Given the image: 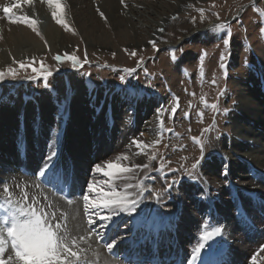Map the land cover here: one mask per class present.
I'll return each instance as SVG.
<instances>
[{
    "label": "rangeland",
    "instance_id": "obj_1",
    "mask_svg": "<svg viewBox=\"0 0 264 264\" xmlns=\"http://www.w3.org/2000/svg\"><path fill=\"white\" fill-rule=\"evenodd\" d=\"M116 1L120 7L119 11H122L119 20L121 21L122 18L124 20L115 25L109 19V15L107 16V13L99 9L106 17V19L102 18L96 7L92 9L96 13L94 17L85 13L75 17L71 0H60L61 9L58 14L64 24L55 22L52 12L56 9L46 0H28V2L0 0V72L7 73L12 70L16 73L15 78L6 76L4 81H0V100L5 101L0 102V175H2L0 180L2 178L8 180L9 188L12 190L11 201L24 204V186L27 185L28 195L37 201L35 206L41 205L48 214L55 212L56 219L67 225L61 231L70 233L78 239L84 230H87L86 225L81 223V217H83L79 207L81 203L76 204L75 210L71 204L62 205L63 201L60 199L59 201L53 197L44 199L45 192L43 193L37 186V182L24 177L18 167L25 165L29 169H39L49 154V149L55 150V140L58 136L55 129L65 124L68 126L62 130L66 138L67 151L82 168L78 174L82 172L84 174L96 164L106 165L109 161L113 163L117 160V155L111 154L114 145H122L125 139L113 137L110 132L113 133L115 130L111 131L110 127L109 129L107 127L108 117L113 115L109 109L107 110L108 107L106 108L107 102L111 103L109 94H116L122 101L121 105L123 103L121 107L127 108L131 106V100L126 103L123 100L127 95L138 93V95L146 96V100L150 103L148 111L139 118V123H143L141 121L156 114L158 107L164 106V111L161 113L163 123L160 124L159 120L157 121L158 133L144 154L147 164L151 167L137 172V182L143 181L147 189L144 192V204L147 205L145 207H153L156 214H162H157L158 216L155 214L159 220L176 219L178 225L182 222L181 226L187 229L189 234L183 235L180 241L190 240L194 236V229L203 221L199 214L201 212L197 208H190L188 212L186 211L187 213L185 212V203L190 204L193 197L196 198L193 193L199 194L206 183L213 195L220 196L221 193L222 199L231 202L229 194L236 193V190L241 188L243 191L238 198L244 196L245 192L258 196L260 205L256 207L257 209L253 210L247 201L244 203L263 230L264 171L259 170L257 161L247 160L240 153L255 155L249 148H253L264 139L252 134V130L264 134V128L260 124H255V114L258 112L254 110L251 113L252 107L249 108L247 116L240 113L239 105L229 115H225L224 110L232 109L240 94L252 92L256 100L261 103L260 115L264 117V0H125L124 5L120 0ZM131 3H141L137 6L138 10L143 9L147 4H158L162 12L173 9V12L175 9L177 11L169 17V22L161 35L151 38L147 30L144 31L145 33L135 32L125 21L124 14L128 13V6ZM6 6L12 8L9 15L3 13V8ZM9 16L12 19L28 17L35 20L36 32L40 35H37L25 22L12 23ZM124 22H127L126 25ZM218 24L230 25V28L216 29ZM191 29H200V31L194 37L184 38L187 31ZM228 32L232 34L230 49L223 44V39L227 38ZM120 34L127 35L125 42H118ZM127 39H131V42L133 40V43L128 42ZM149 40L156 41V49L152 47ZM133 51L135 55H132ZM65 54L76 55L83 67L73 69L70 61L64 59L57 62L54 59L56 55L64 57ZM222 54L230 57V60H227L226 70L219 67ZM85 56L88 63H83ZM202 56L203 60H201ZM141 59L142 66L137 67V62ZM41 62L48 71L53 73L48 78V88L44 86L45 81L36 79V73L32 72V68L40 70ZM20 64L24 67L21 68ZM125 69H135V72L128 76ZM121 76H125L123 81L120 79ZM213 80L215 84L212 83ZM90 84H95L104 91L99 102L101 108L93 109V105L88 103L93 98H90V101L87 98L81 103L80 110L74 113L72 101L75 100L78 87ZM53 88L55 91H52ZM122 89L126 91H121ZM222 91H226L223 97H221ZM174 97L179 98V108L175 118H171V109L177 103ZM65 98L68 100L64 108L66 115L58 119L57 113L60 111L58 101H64ZM205 103L217 104L218 109L205 108ZM217 111L221 114L217 115ZM186 112L190 113V116H185ZM198 112L203 113L202 120L197 116ZM75 123L82 126L81 133L76 131ZM112 123L113 120L109 122V124ZM213 123L215 128L202 135V130ZM236 125L241 127L239 132L243 138L236 137L235 131L238 130ZM122 134L127 139L132 135L127 132ZM46 136L51 137V140L46 141ZM193 137H200L205 143L206 157L203 167L210 162L219 168L226 164V160L232 163L229 157H237L242 164V171L250 170L248 173H253V182L261 183L262 187L246 189L231 179L230 188L234 190L228 186L225 196L223 190L221 191L222 183L218 182L210 187L200 170L202 175L197 174L199 186L185 180L181 194L178 196L173 189L172 197L169 198L163 174L156 172L155 169L160 164H164L168 180L185 176V170L191 171L192 164L201 158L200 145L193 143ZM209 137H211L210 142ZM24 141L23 144L26 145L27 150L25 159L21 162L20 158L24 155L18 151L20 142ZM232 142L243 143V146L237 149L239 154L232 150ZM152 155H155V160H149ZM64 156V154L60 156L61 160ZM252 158L255 159V157ZM169 169L180 171L174 174ZM149 173L151 179L145 180L144 177ZM95 176L102 178L101 174ZM17 185L20 187L17 188ZM2 188L3 185H0L1 198L8 199V195L3 193ZM37 193L41 194V198L36 197ZM153 194L161 196V200L158 202ZM214 201L221 203L217 198ZM45 204L55 205V207L58 205L61 209H58L59 212L48 210ZM225 205L224 203L222 206ZM64 206H67V209H63ZM258 211L262 212V216ZM218 212L219 210L215 211V213ZM227 214L233 217L232 211ZM185 216L196 219L187 225ZM56 219L52 222L55 223ZM122 230L124 231V228ZM237 230L238 225L237 229L233 230L232 237L238 242L236 245L234 241L233 245L229 242V248L232 255L242 259L244 264L248 260L246 257L253 252L250 249L252 245L256 247L260 242L253 244L255 242L253 241L247 244L243 236L236 235ZM262 230L260 232L264 234ZM224 237L226 241L229 235L224 232ZM230 240L231 238L227 239V241ZM261 241L264 242V240ZM79 246L83 248V243ZM85 250L89 252L88 249ZM262 250L264 251V248L257 252L256 256ZM257 260L261 261V258ZM251 264H255V261Z\"/></svg>",
    "mask_w": 264,
    "mask_h": 264
},
{
    "label": "snow or ice",
    "instance_id": "obj_2",
    "mask_svg": "<svg viewBox=\"0 0 264 264\" xmlns=\"http://www.w3.org/2000/svg\"><path fill=\"white\" fill-rule=\"evenodd\" d=\"M28 2V0H26ZM50 5H53L56 9L52 12V17L57 24H64L61 16L58 14L61 9L60 0H46ZM121 4H125V0H120ZM18 6V5H17ZM126 6V5H125ZM203 11V10H201ZM12 12L11 7H4L3 13L9 15ZM99 15L106 19L104 13L97 8ZM9 19L12 23L25 22L27 26L36 32V21L29 19L28 17H17L12 19L9 16ZM195 22V18H193ZM66 27V26H65ZM230 28V25L218 24L216 29L224 30ZM160 32H163L164 29H159ZM37 35H40L39 32H36ZM231 32L227 33V38L223 39V44L226 48L230 49L231 45ZM149 43L154 49H156V41L149 40ZM47 47V43L45 42ZM174 51V50H173ZM115 55V54H113ZM132 55H135V51L132 52ZM54 59L57 62H61L66 59L71 62L73 69L82 68L83 64L76 55L65 54L64 57L56 55ZM175 60V57H173ZM204 57H201L203 60ZM227 60H230V57H225L223 54L220 57L219 67L223 70L227 69ZM35 63V61H33ZM83 63H88L87 56ZM142 66V59L137 62V67ZM20 67L23 68L24 65L20 64ZM128 76H131L135 69H125L124 70ZM32 72L36 73V79H43L45 81V88L49 87L48 78L53 75L52 72L48 71L43 63L41 62L40 70L32 68ZM6 76H12L15 78L16 73L12 70H9L7 73L0 72V81H4ZM120 79L123 81L125 76H121ZM215 84V80L212 81ZM52 91H55L53 88ZM121 91H126L122 89ZM226 95V91L221 92V97ZM176 100V106L172 107L171 118H175V115L179 108V98L174 97ZM0 102H5L0 100ZM14 103V101H10ZM68 100L65 98L64 101H58L60 111L57 113V118L62 119L66 112L64 111L65 106L67 105ZM239 101L233 104L232 109H225L224 114L229 115L235 111L238 107ZM205 108L211 107L213 109H218L217 104L208 105L204 104ZM164 111V106L161 105L157 108L156 114L159 120V123L162 124L163 120L161 118V113ZM220 115L219 111L216 113ZM185 116H190V113H185ZM197 116L202 120L203 113L198 112ZM215 128V123L210 125L208 128L202 130L203 133L211 132ZM171 131V130H169ZM140 135H143L141 133ZM19 139V137H18ZM193 143L200 145L201 158L196 160L192 164L191 171L185 170V176H179L176 179H167V173L165 170V165L160 164L156 167L155 171L163 174V178L167 183L166 193L169 198L172 197L173 189L176 190L177 195L181 194V188L185 183V180L193 182L199 186V179L197 174L200 173V169L203 167L204 160L206 157L205 153V143L200 137H193ZM211 137L208 138L210 142ZM158 142V141H157ZM131 145L137 150V155H143L146 152L147 145H145L138 138L134 137L130 141ZM61 139L58 134L55 140V150L49 149V154L45 157L42 165L39 167L38 172L32 173V175H38L43 179V183L55 184L64 183L71 184L72 188H75L77 182V176L75 174V165L73 162L63 160L58 163V158L61 156ZM210 155V154H209ZM117 160H128L127 155L119 156ZM155 155L149 157V160H155ZM163 159V157H162ZM105 167L108 169L105 171ZM150 164H127L122 165L119 163H112L111 161L107 162L106 165L96 164L92 168V175L101 174L104 177H107L110 183L107 184V191H104L103 187H100L94 181L87 182L86 191L82 188V199H83V210L84 216L86 218L87 224V238L83 235L76 237L71 236L70 233L62 232L61 229L66 227V224H62L59 219H56L55 212L48 214L46 209L42 210L38 207H35L37 201L34 197L28 195L27 185L24 186V195L23 199L25 203L22 206H13L11 204V195L12 190L9 188L8 180H0V185H3L2 191L4 194H7L9 197V207L6 209V215L2 221H0V264H90V261L86 259L87 250L80 247V243H87L91 239L103 240L104 247L109 251H115L114 245L118 243V239H111V236L114 231L119 230L118 217L121 214L127 213L129 216L135 214H140L143 212V209L138 208L144 199V192L147 189L144 187L143 181L137 183H130L133 179H136V173L149 169ZM228 164L224 165L223 175L227 177L228 175ZM174 174L179 173V169H169ZM202 175V173H200ZM145 180L151 179L150 173L144 177ZM116 181H123V186L116 183ZM228 186H231V181H227ZM39 186V185H37ZM17 188L20 186L17 185ZM99 188V190H98ZM93 193H96L93 195ZM155 199L159 202L161 196L155 195ZM196 196V199L201 202L212 201L213 197L210 192L205 187L200 191L199 194L193 193ZM232 199L234 202L238 199V193L232 194ZM31 201V203H28ZM69 203L72 201L69 199ZM19 205V201L16 202ZM3 205H0V209H3ZM158 215H162L157 213ZM237 214L240 213L239 208H237ZM53 219H56V222L53 223ZM245 222L246 219H245ZM99 223L100 228L105 229L101 232L94 228V226ZM219 223V222H217ZM127 227V225H126ZM226 231V225L211 227L210 230H204L203 234L200 236L198 246L194 248L191 260L188 261V264H196V261L199 260L200 264H229L228 261L217 259L218 254L222 253L223 244L226 241L223 240L224 232ZM111 239V242H109ZM134 239V238H133ZM71 240V243H69ZM10 241V249L6 251V243ZM158 242V241H154ZM210 250L204 251L202 250ZM82 253L84 254L82 256ZM203 255V258H201ZM183 264V262H182Z\"/></svg>",
    "mask_w": 264,
    "mask_h": 264
},
{
    "label": "bare ground",
    "instance_id": "obj_3",
    "mask_svg": "<svg viewBox=\"0 0 264 264\" xmlns=\"http://www.w3.org/2000/svg\"><path fill=\"white\" fill-rule=\"evenodd\" d=\"M71 3L74 6L75 17H77V15L79 16L83 13L88 14V15L89 14L93 15V17H94V16H96V13H94V11L92 9L94 7H96V8L99 7L100 10L107 13V16L109 15V19L113 22V24L116 25V24L120 23L122 20H124L123 18L121 21L119 20V18H120L119 15L122 11H119L120 7H119L118 2L116 0H96V1L95 0H71ZM140 4L139 3H131V5L128 6L129 7L128 13L126 12V14H124V12H123L124 17L126 18L125 21H127L131 25V28H133V30L135 32L137 31L138 33H142V32L147 30V32L150 34L151 38H154V37L161 35V32L159 31V29L166 28L165 25L168 24L169 17L172 14H174V12L177 11L175 9V11L173 12V10H174L173 9L171 11L169 10V11H165V12L163 11L162 12L160 10V7H159L160 5L158 6V4L157 5L147 4V5H145V7L143 9L138 10L137 6ZM123 11H125V10L123 9ZM127 22H124L125 25ZM198 31H200V29H191V30L187 31V33L184 35V38L194 37L198 33ZM92 35H94V33H92ZM126 37H127V35L120 34V37L118 38V42L119 41L125 42L124 40L126 39ZM87 38H89V37L87 36ZM99 40H100V37H99ZM104 42H106V41H104ZM128 42L133 43V40L131 42V39H130V40H128ZM105 44H107V43H105ZM243 91H245V90H243ZM103 93H104L103 89L96 86L95 84L85 85V87L79 86L77 89V94L75 96V100L72 101V111L74 113L78 112L80 110V107H82L81 103H83L84 99H87V98H89L88 101H90V98H93L92 101L88 102V103L93 105V109H94V107H95V109L101 108V104L99 102L101 101V97H102L101 95ZM109 96H111V101H110L111 103L107 102L106 108L108 107L107 110L109 109L111 111V113L113 114L110 117H108L109 122L113 120V123L109 124V122H108L107 127H108V129L110 127L109 130H111V131L115 130L113 133L110 132V134L113 137H116L118 139H122V138L125 139V142H123L122 145H120V144L114 145V148L112 150L113 153H111V154L117 155V157L123 156V155L128 156L127 161L121 159V160L113 161V163H119L122 165H127L129 163L130 164L147 163L145 155L144 154L143 155H137V150L135 149V147L133 145H131L130 141L134 137H136L140 141H142L145 145H147L148 147L151 146L152 142L156 138V134L158 133V126H157L158 117H157V114L154 113L152 115V117H149L148 119H146L144 121H141L143 123H139L138 121L140 120L139 118L141 117V115L144 112H147L149 107H150V103L148 102V100H146V96L138 95V93L127 95L125 100H123L124 103L131 100V106H128L127 108L121 107L123 105V103L121 105L122 101L117 98L116 94L111 95V93H110ZM238 101H239L238 110H240V113L242 112V114H244V116H247V114H249V112H248L249 108L252 107V109H250L251 113L254 110H256L258 112L255 114V121H254L255 124H260V125H262L261 127L264 128V117H261V115H260L262 113L261 112L262 108L260 107L261 103H259L256 100V98L253 96L252 92H246V93L244 92V93L240 94L238 97ZM101 111H102V109L100 110L99 114H101ZM134 112H135V114H134ZM132 121H134V123ZM237 125H236V129H238V130L235 131L236 137L238 136L239 138H243L242 134L239 132L241 127H237ZM67 126H68L67 124L59 125V126H57V128H59V129H57V128L55 129V130H57V132L60 136V139H61V146H60L61 147V154L65 155L63 160L74 162L75 174L77 176V179L81 180L82 185H83V189L85 191L87 188V182L88 181L96 182V184L98 186L104 188V191H107V184L111 182V181H109V179L107 177L102 176V178L100 179V176L96 177L95 175H92V169L87 170L84 174H83V172H82V174L81 173L78 174L79 173L78 171L82 170V168H80V164H78L74 161L75 159L73 158L72 154H70L67 151L68 147L66 145V138H65V135L63 133L64 131L62 130V129H65V127H67ZM262 128H260V129H262ZM75 129L79 133H81L83 131L82 126L80 124H76V123H75ZM252 131H253L252 134H255L258 138L261 137L262 139H264V134L258 132L257 130H252ZM123 132L124 133L127 132L128 134L131 133L132 134L131 138L127 139L122 134ZM141 133H143V135H140ZM46 137H45L46 141L51 140V137H49V136H46ZM23 143H25V141L20 142L21 146L19 145L20 147H19V151H18L19 153L22 152L24 155V156H22V158H20L21 162L23 161V159H25V156H26L25 153L27 150L26 145H24ZM242 144L243 143H241V142H238V143L232 142V147H233L232 150L236 151V153L239 154L240 152L237 149L239 147H242L243 146ZM249 149L253 150L252 154L255 153V155L250 156L249 154H245V152H244V154L240 153V155L242 157L246 158L247 160L257 161V163H258L257 165L259 166V170L264 171V140L262 142L260 141V143L258 142L253 148H249ZM252 157H255V159ZM214 158H216V157H214ZM229 158L231 159L232 163H230L229 160H226V162H225L226 164H228V168H229L227 177H225L223 175L224 165L222 167L216 168V166L213 163L209 162V164L205 165V167L200 169V170H202V173L206 178L207 184H210L209 185L210 187L216 185L218 182H221L222 183L221 191L223 190L225 196L227 194V187H228L227 181H231V179H233L237 183H240L242 185V187H244L246 189L261 188L262 187L261 183H258L255 181L253 182V173L249 174L250 170H248L249 173L246 169L244 171H242V168H241L242 164H240V162H239L240 160L237 157L233 158L231 156ZM41 160H43V158ZM63 160H61V158L59 157L58 163L63 161ZM216 160H218V159L216 158ZM253 169H254V167H253ZM104 170L107 171L108 169L106 168ZM251 172H252V170H251ZM2 173H4V172H2ZM137 174L138 173H136V177H138ZM211 174H214V175L212 176ZM0 177H2V175H0ZM137 181L138 180L136 178V179H133V180L128 181V182L135 184V183H137ZM116 183L120 184L121 188H122L124 182L123 181H116ZM229 188H230V186H229ZM230 189H232V188H230ZM98 190H99V188H98ZM207 190L209 192L211 191V190H209L208 186H207ZM232 190H234V189H232ZM242 191H241V188H239L238 190H236V193H238V195H240V193ZM44 192L45 191H43V193ZM95 194L96 193H93V195H95ZM0 195L2 196V194H0ZM221 195H222L221 193H220V196H218L216 194L213 195V193L211 191V196L213 197L212 201L205 203V202H201V201L197 200L195 197H193V201L190 203L191 206L189 203H187V202L185 203V212L186 211L188 212L189 211L188 209H190V208H197L201 212L199 214L201 215L200 217L203 220L200 223V225L198 224V227H196L194 229V231H195L194 236L192 239H190L191 241L187 240V241H189L187 244L193 243V241L196 240V237H198V234L203 233L204 227H216V226H221L222 224H225L226 225V231L225 232L227 233V235H229V238H226V243L223 244V248L224 249L226 248L227 252L232 254L231 249L229 248L230 247L229 242H231V244H232L234 241L235 245L238 242L235 238L233 239L232 232H234L233 231L234 229H237V225H238V230H237L238 233L242 232L241 226L244 223V217L242 215H238L237 210L233 209V208H235V205L232 204V201L226 202L224 199H222L223 197ZM229 195L232 198V194H229ZM36 197L41 198V194L37 193ZM47 197H51V196H49L47 194V192H45L43 195V198L46 199ZM216 198L221 203H217L216 201H214ZM257 198H258L257 195L245 192L244 196H242L241 198H238L236 202H239L240 205H242V207L246 210V214H248L250 217L255 219L254 215L250 214L249 209L247 208L248 206L245 205L244 201H247V203L250 204V207H252L253 210H255V209H257L256 207L258 205H260V201L258 202ZM144 199H143L142 203L140 204V206L137 210L138 212H140V209H143L142 213H140L139 215L134 213L132 216H129L127 213H124V214H121V216L117 218L118 221L122 222V224L120 225L121 230H122V228H124V230H125L127 222H134L135 225L137 226L138 230H143L146 233H154L155 231H153V229L148 228V227L149 226L153 227L154 225L159 224L160 226L166 225L165 226L166 229L159 232L160 235H163V232L167 233L168 232V231H166L167 228H169L170 232L173 235H178L179 240L180 239L182 240L183 235L187 236L189 234V232L186 231L187 229H184L181 226L182 222L180 225H178V222L176 219H171V221H167L166 223L159 220L155 216L156 212L152 209L153 207H149V208L145 207L147 205L144 204ZM80 203L81 204L79 207H80V210L82 211V215H83V217H81V219H82L81 223L85 224L86 228H87L86 218L84 217L83 205H82L81 201H80ZM224 203L226 205L223 207L222 205H224ZM227 203L229 206L227 205ZM61 204H62V201H61L60 205ZM62 205H65V203H63ZM69 205L70 204H67V206H69ZM77 205H79V204H77ZM217 205H218V207H217ZM67 206H64L63 209H67ZM45 207H48L47 208L48 210H56V212H59L58 209H61V207H59L58 205L55 207V205L47 206V204H45ZM71 207H73L75 209L76 203H71ZM229 209H231V210H229ZM216 210L217 211L219 210V212L215 213ZM229 211L233 212V217L228 216L227 213ZM63 213H66V212L64 211ZM68 214H69V212H68ZM235 215H237L236 218H235ZM187 218H188V216L184 217V220L187 222L186 223L187 225H190L196 219L195 217L193 218L192 216H189V218H188L189 220ZM83 220H84V222H83ZM254 221H255L256 227L258 228L260 236H258L256 233L246 234V235L244 233H239V234L236 233V235L243 236V238L245 240H247L246 241L247 244H250L253 241H255L253 244L260 242L256 247L254 245H252V248H250V249L253 252L249 253L248 257H246V259L248 258V260H246V262L244 264H251L253 261H255V264H264V251L263 250H262V252L258 253V255H257L258 258H261V261L257 260L258 258H256L257 257L256 253L259 252L258 247L262 243L261 240H264V239H261V238H264V234H262V232H260V230H262L263 227L260 225L258 220H254ZM217 222H219V223H217ZM66 227H67V225H66ZM94 228L99 231V229H100L99 223H97L94 226ZM121 233H123V230L121 231ZM82 235L87 238V236H88L87 230H84ZM230 238H231V240L227 241V239H230ZM223 240L225 241L224 236H223ZM119 242L120 241H118V243H117L118 246H119ZM83 248L89 250V252L87 253L86 259L92 261L93 264H110V260H109L108 256L104 253L103 247L97 243L96 239L93 238V239L89 240L87 243H83ZM203 251H210V250L205 249ZM230 256H231L230 260L232 262L231 264H243L242 259H240L239 257L236 258L235 257L236 255L235 256L230 255ZM254 256H256L255 260H254ZM251 259H252V261H251Z\"/></svg>",
    "mask_w": 264,
    "mask_h": 264
}]
</instances>
